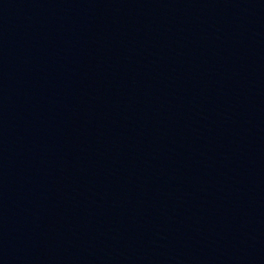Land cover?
Returning a JSON list of instances; mask_svg holds the SVG:
<instances>
[{"label": "water", "instance_id": "water-1", "mask_svg": "<svg viewBox=\"0 0 264 264\" xmlns=\"http://www.w3.org/2000/svg\"><path fill=\"white\" fill-rule=\"evenodd\" d=\"M0 264H264V0H0Z\"/></svg>", "mask_w": 264, "mask_h": 264}]
</instances>
